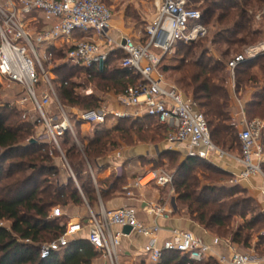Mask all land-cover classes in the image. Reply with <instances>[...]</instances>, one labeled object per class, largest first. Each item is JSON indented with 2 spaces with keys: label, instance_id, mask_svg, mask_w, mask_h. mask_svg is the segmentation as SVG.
Masks as SVG:
<instances>
[{
  "label": "built area",
  "instance_id": "built-area-1",
  "mask_svg": "<svg viewBox=\"0 0 264 264\" xmlns=\"http://www.w3.org/2000/svg\"><path fill=\"white\" fill-rule=\"evenodd\" d=\"M109 1L0 0V77L8 89L13 85L20 88L19 96L10 104L23 111L24 123L36 126L38 134L35 141L46 140L59 151L64 167L75 182L77 180L61 147V140L67 133L73 136L78 148L83 147L75 130V117L81 122V128L84 125L96 128L106 127L109 120L119 122L147 116L166 128L168 149L205 161H212L215 156H229L214 145L206 116L198 110L192 98L165 82L164 76L158 72L162 57L152 51L157 49L164 55L179 43L190 44L204 37L203 14L193 6V0H156V13L145 29L144 43H138L130 35H122L120 41L113 38L116 24ZM255 19L264 22V12L257 14ZM94 36L97 40L91 38ZM63 39L64 46L70 47L63 63L73 67L93 69L102 66L115 53L124 55L120 69L132 71L141 82L117 95L116 100L123 111L103 106L79 112L63 106L51 73L54 65L52 49L59 48L57 44ZM263 55L264 42H261L248 46L243 54L227 63L233 90L236 69ZM241 108L240 119L234 121L239 130V161L243 170L236 175L234 182L239 184L261 177L260 193L264 194V146L261 142L264 124L258 120L249 121L244 108ZM114 157L121 159L122 152H115ZM88 168L97 185L92 168ZM117 173L122 174L123 167H119ZM152 184L175 191L173 174L150 171L126 187L127 195L132 197V190ZM146 204L144 210L149 216L161 218L169 212L161 200ZM126 227L147 239L141 253L150 264H161L168 253L187 257V264L205 263L211 259H216L218 264H264V255L241 253L232 247L228 248L226 255L218 254L211 245L191 232L173 230L168 240L160 242L162 228L158 223L141 222L138 210L130 206L113 211L101 208L98 213L89 209L86 220H70L63 236L41 246L40 258L48 260L87 231L89 244L109 264H120L119 250L123 239L128 237L124 233ZM261 236L264 238V231ZM221 243L222 239L214 237L213 246Z\"/></svg>",
  "mask_w": 264,
  "mask_h": 264
},
{
  "label": "trees",
  "instance_id": "trees-1",
  "mask_svg": "<svg viewBox=\"0 0 264 264\" xmlns=\"http://www.w3.org/2000/svg\"><path fill=\"white\" fill-rule=\"evenodd\" d=\"M193 2L194 0L192 4ZM263 5L264 0H221L212 3L206 13L207 17L212 19L219 10L216 25L222 28L216 34V43L219 39L227 46L258 43L257 38L262 33L250 27L253 22L250 8ZM202 23L205 24L204 16ZM228 35L231 37H226ZM239 35L242 37L237 38ZM197 44L198 42L179 43L177 46L187 59L192 58L190 61L186 59L178 68L180 83L190 90V97L198 110L206 116L214 145L228 153L239 149L241 153L239 130L233 119L232 98L227 88L226 66L207 58L205 52H200V55L195 53ZM69 50L70 47L67 46L52 49V63L57 65L63 62ZM113 57L115 56L93 69L64 64L51 71L63 106L78 109L79 112L100 109L99 99L86 97L78 92L87 85H94L100 92L113 90L117 95L130 87L138 86L141 79L132 71L109 68ZM77 73L83 76L85 85L73 83L78 78ZM235 74L237 92L250 84L260 88L258 75L264 79V55L243 63ZM70 75L76 76L73 78ZM263 91L247 103L251 117L264 118ZM3 93L0 86V222L8 223V226H0V264H92L99 253L86 237L72 240L68 248L54 253L48 260L40 258L41 246L56 241L66 232L64 223L50 217L52 210L73 209L87 203L95 212L98 195L104 198V190L112 192L117 191L118 187L122 189L127 176H111L95 185L88 166H95L97 173L104 170L105 167L99 168L100 162L120 146V141L132 143L137 138L141 142L157 145L160 141H165L166 128L145 116L137 120H120L112 128L98 126L93 138L85 139L81 137V122L75 117L73 122L83 145L82 149L78 148L70 133L61 140L62 150L77 180L75 182L64 165L54 162V155L61 157L54 146L46 140L32 143L37 139L36 126L22 121V110L11 106L10 102L1 101ZM201 163L205 164L201 165L198 172L200 175H191L193 168ZM207 165L205 160L185 156L178 178L174 179L175 194L177 200L187 208L190 218L205 230L211 234L216 229L219 234L227 233L236 217L244 218L243 211L237 213L243 207L236 201L229 202L221 197L228 192V187L202 183L201 177L215 180L207 174V171L213 172ZM27 169L33 171L31 176L15 177L17 173ZM92 170L94 172L93 168ZM97 173L94 172L95 177ZM231 190L232 187L229 192ZM250 202L255 201L250 199ZM261 222H264V217L258 213L247 228L253 230ZM256 233L260 237L259 246L264 247V238L259 235V231ZM241 238V233L236 232L229 240L233 244H240ZM249 241L250 236H247L244 244L247 245ZM260 255H264V251ZM187 260V257L179 254L168 253L161 264H187ZM199 264L216 263L211 260Z\"/></svg>",
  "mask_w": 264,
  "mask_h": 264
},
{
  "label": "rangeland",
  "instance_id": "rangeland-1",
  "mask_svg": "<svg viewBox=\"0 0 264 264\" xmlns=\"http://www.w3.org/2000/svg\"><path fill=\"white\" fill-rule=\"evenodd\" d=\"M217 1L219 2L221 0H194L193 2V6L196 7L199 11H201V13L204 16L205 24L203 25L206 31L204 37L197 41L198 48L195 49L194 52L198 53V55H200V52L201 53L205 52L207 54V58L212 59L213 61H219L226 66L227 63L231 61L233 58H235L238 55L243 54L244 50L248 46L257 45L261 42H264V22H257L255 19V16L257 14L264 12V5L261 7L256 6V7L250 8V12H251L252 19H253V22L250 27L251 29L255 31H260L262 33V35L257 38L258 43L248 44L246 46H227L224 42L221 41V39H219V42L216 43L217 41L216 34L222 31V28L216 25V17L220 13V11L218 10L217 12H215L216 16H214L212 19L207 17V14H206L211 4ZM108 5L113 10L115 21L120 20V25H119L120 28L116 27V29L121 30V32H116L120 35H130V36L136 35L138 38L144 37L145 29L148 25L146 21H152L156 13V0H112L108 2ZM209 20L211 21L209 22ZM226 37H231V36L228 35ZM240 37L242 36L241 35L237 36V38H240ZM64 41L65 39L61 40L60 42L64 43ZM20 44H22V42ZM177 46L164 55L160 50L152 49V51L157 56L162 57V60L158 66V72L164 76L165 82L168 85L178 88L185 96L190 97L192 96V94L190 90H188L187 88H184V86L180 83V73L178 72V68L187 59V57L179 51V49L181 48L180 47L178 48ZM30 56H32L31 52H30ZM123 57H124L123 54H118L115 57H113L109 63V68L119 69L121 67V61ZM191 59L192 58H188L187 61H190ZM71 74H73V72ZM225 74L227 75L226 76L227 77V88L231 92V90L233 89V84H232L230 73L227 70V66H226ZM76 75L78 78L74 80L75 82L73 83L77 85H85V79L83 78V76L78 73ZM70 76L73 78L75 77L73 75H70ZM258 76L260 80V84H259L260 88H257V86L250 84V85L244 86L243 88H241L239 92H237L236 74H235V82H234L235 87L233 90L234 94L233 96H231V98H232V102H236V104H239L237 100H241L242 104L244 105L243 108L246 113L247 119L249 121L258 120L264 124V118H261L260 116L251 117V115H249L248 113L249 109L247 108V103L251 102L257 93H261L264 90V79L260 74ZM0 86L2 88V92H4L1 97V101H7L10 103H13L16 97L20 93V88L17 85H13L12 89H8L5 83V80L3 79L0 80ZM40 87H41V84L38 86V89ZM78 92L81 93L83 96H86V97L93 96L99 99L100 107L107 105L105 104V102H103V100H105V98H107L108 95L116 94L115 91L113 90L107 91V92H100L96 90V87L94 85L93 86L87 85L85 89H79ZM263 105H264V102H263ZM240 112H242L241 106H240ZM106 127H110V125L107 124ZM94 128L95 127L91 128L90 134L92 135L94 133ZM261 140L264 146V128H263ZM164 142L165 141L162 140L156 145V144H153L152 142H141L137 138H134V142L132 143L128 141H120V146L115 150L116 152L124 151L125 149H127L128 151L135 150V149H138L140 145L141 146L154 145V146L161 148L160 151L154 154L153 157H149V158L142 157L140 158L139 161H135L133 164V168L130 171L129 178H132L135 180L139 176L145 175L146 173L150 171H159L160 173L173 174L174 179L178 178V172H179L180 166L185 161V156H183L184 153L182 155L176 149L164 148L163 147ZM225 153H227L228 155H234L237 158L241 157L240 149L235 150L233 152H229V153L225 152ZM219 160H220V157L215 156V158L212 159V161H207V164H208L207 167H209V169L213 171V172L207 171V174L213 176L215 180L205 179L200 176L201 181L202 183H204V185H217L219 187H223V186L228 187V192L223 194V196L221 197L229 202L236 201V203H240V205H242L243 208H240L237 211V213L240 214L241 211H243L244 218H240L239 216L236 217L232 223L231 228L229 229V231H227V233L223 232L219 234L216 229L212 231L214 233L213 235L220 239H230L234 233L240 232L242 235V238H241V243L237 244L239 250L242 253H246V254L260 255L261 251L257 252L256 247H255L258 245V242H257L258 235L256 232L259 231V235H260L264 231V222L257 224L253 230L251 228H247L250 226V222L252 218L260 212L257 202L256 201L254 203L250 202V199H253L252 190H250V188H245V186L241 185V183L238 184L234 182L236 179V175L231 173L230 170H228L227 168H225L224 164H222V162H220ZM54 162L57 165L58 164L63 165V161L61 157H57V154L54 155ZM204 164L201 163V164L196 165L193 168L194 170L191 172V175H200L198 172L200 171L201 167ZM92 168L94 169V172L97 173V171L95 170L96 167L92 165ZM32 174H33V171L27 169L24 172L17 173L15 177H23V176L28 177V176H31ZM231 187L233 188V190L229 192ZM118 190L120 191V187H118ZM161 193H162V197H165L168 203L172 202V198H175V199L177 198L175 191L172 192L170 189H165V190L163 189ZM174 205H175V202H174ZM63 210L66 212H69L70 214L72 208H67V209L56 208L52 210L50 217L54 219L58 218L60 222L66 225V221L64 219H61L62 216L58 217V214H57L58 212H61ZM1 225L8 226V223L0 222V226ZM247 236L248 237L250 236V241L248 242L247 245H245L244 240L246 239Z\"/></svg>",
  "mask_w": 264,
  "mask_h": 264
},
{
  "label": "crops",
  "instance_id": "crops-1",
  "mask_svg": "<svg viewBox=\"0 0 264 264\" xmlns=\"http://www.w3.org/2000/svg\"><path fill=\"white\" fill-rule=\"evenodd\" d=\"M112 1V0H110ZM148 25L152 21H146ZM116 27L120 28V20L115 21ZM147 25V26H148ZM116 32H121L119 29H115L112 32V36L116 41L121 40L120 34ZM135 37V41L138 43H144V37L138 38L136 35H133ZM94 38L97 40V38ZM78 39H81L82 37H77ZM104 44L103 42H100ZM58 47H63L64 43L60 42L57 44ZM120 53V52H118ZM115 53L114 56H116ZM113 56V55H112ZM64 65L63 62L57 63V65H53L51 68V71H53L57 66ZM1 80V77H0ZM232 89V88H231ZM230 92V91H229ZM231 96H233L234 92L233 89L230 92ZM117 94L108 95L103 102H105L106 107L110 108L111 110L115 111H123L124 108L117 102L116 100ZM240 101V103H239ZM237 101L239 104H236V102H232V115L233 119L235 121H238L240 119V106L244 107L241 100ZM102 103V102H101ZM240 105V106H239ZM110 127L105 128H112L118 124V122H114L112 120H109L108 123ZM106 124V126H107ZM92 126L84 125L81 128V137L85 139L93 138V135L91 133ZM96 128H94L95 130ZM89 134V135H88ZM142 147V148H141ZM163 147L167 148V144L164 142ZM161 148L154 146V145H144L139 146L138 149L130 150L128 151L125 149L122 152V158L118 159L114 157V151L113 153L109 154L107 158L102 160L100 162L99 168L102 167L105 169L102 171H98L96 180L98 181H104L111 176H122L125 174L127 176L126 184L122 189L117 191H108L104 190V198L99 194L98 195V203L95 206L94 211L99 212L101 208H104L108 211L117 210L123 207H135L138 210V218L141 222L145 224H154L155 222L158 223V225L162 228V232L159 235L160 242H164L165 240H168L171 237V231L173 230H179V231H185V232H191L201 238L203 241H205L208 245H211L213 247V250L222 255H226L228 253V248L232 247L235 250L241 252L237 246V244H233L229 239H222V243L219 246H213V239L214 236L207 230H205L202 226H200L198 223L193 221L187 211V208L181 204L177 200V198H172V202H169L165 199V197H162V191L165 188L158 187L156 185H150L146 188L141 189H135L132 190L133 196L129 197L127 195L126 187L130 184H132L135 180L132 178H129L130 171L133 168V164L135 161H139L140 158H149L153 157L154 154L158 153ZM240 158H237L234 155H229L226 157H220V162L224 164V167L230 170L231 173L238 175L243 170V165L239 161ZM218 161V162H219ZM119 167H123V173L118 174L117 170ZM140 177V176H139ZM241 185H244L245 188H250L252 190V197L253 200L257 202L258 208L260 209L259 214L264 217V194L260 193V189L262 186V178L261 177H255L249 181H243L241 182ZM161 200L167 205V210L169 211L166 217L161 218H155L153 216H149L145 212L146 202L148 201H157ZM175 202V205H174ZM89 209L92 210V208L86 203L83 207H76L71 210V213L66 211L58 212V214L61 217V219H64L66 221V224L70 220H86L88 217ZM93 211V210H92ZM64 217V218H63ZM87 231H84L80 235L77 236V238H83L86 237ZM125 239H123L122 246L119 250V260L120 264H150L144 254L141 253L142 248L146 245L147 239L139 234L132 233L130 235H127ZM259 236L257 237V242L259 243ZM256 247L257 252L264 251V247L259 246V244ZM242 253V252H241ZM216 264H218L216 259H211ZM92 264H109L107 260L102 257L101 254L93 261Z\"/></svg>",
  "mask_w": 264,
  "mask_h": 264
},
{
  "label": "water",
  "instance_id": "water-1",
  "mask_svg": "<svg viewBox=\"0 0 264 264\" xmlns=\"http://www.w3.org/2000/svg\"><path fill=\"white\" fill-rule=\"evenodd\" d=\"M36 142H37V141H35V140L32 141V143H36ZM187 158H188V157H187ZM131 232H132V229H131L130 227H126V228L124 229V233H125L126 235H130Z\"/></svg>",
  "mask_w": 264,
  "mask_h": 264
}]
</instances>
